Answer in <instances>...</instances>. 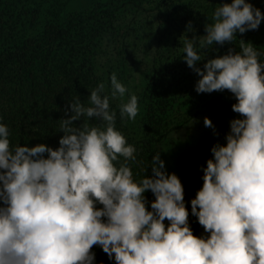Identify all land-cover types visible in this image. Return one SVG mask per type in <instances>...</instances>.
<instances>
[{"label": "clouds", "instance_id": "9594fccd", "mask_svg": "<svg viewBox=\"0 0 264 264\" xmlns=\"http://www.w3.org/2000/svg\"><path fill=\"white\" fill-rule=\"evenodd\" d=\"M212 20L206 35L184 39L183 59L201 77L195 91H229L237 101L232 111L242 118L230 121L226 144H214L201 166L191 215L207 235L193 234L182 182L164 170L159 153L153 175L134 179L137 149L116 129L110 107L128 89L113 73L110 94L101 82L88 106L73 99L72 114L59 120L56 149L43 143L13 149L0 123V264H94L96 245L115 264H264V50L241 39L240 51L229 48L203 69L196 66L205 58L197 44L204 50L234 42L237 33L257 30L264 15L246 0H232ZM119 112L134 121L138 97L121 102ZM90 118L99 123L90 126ZM204 125L218 135L207 117Z\"/></svg>", "mask_w": 264, "mask_h": 264}, {"label": "rangeland", "instance_id": "374dc122", "mask_svg": "<svg viewBox=\"0 0 264 264\" xmlns=\"http://www.w3.org/2000/svg\"><path fill=\"white\" fill-rule=\"evenodd\" d=\"M194 1L219 3L224 0H183L177 24L183 30L182 23H186L185 18H188V11ZM246 2L250 3L252 0ZM156 3L157 0H0V57L10 48V40L20 44L29 41L26 47L17 45L14 48L24 49L26 55L32 53L30 60L34 64L31 67L38 71L35 88L26 81L21 86L12 82L6 83L4 87L0 84V123L9 128L10 147H34L41 143L53 149L59 147V139L63 136L57 121L59 111H54L47 105L50 104L48 95H40L42 84L48 83L50 75L55 81H69L65 85L68 89L71 85L80 86L83 93L75 97L78 96L88 106L90 91L99 83L103 82L105 94H110V78L115 73L128 89L123 101L119 98L110 101L118 112L121 102L126 103L132 94L137 96L142 92L151 77L163 25L162 19L157 15ZM53 23L63 28L61 35H64V41H57L49 46L43 42V38L47 28ZM17 63L13 62L15 71L18 69ZM75 74L78 75L77 78L74 77ZM74 79L76 82L73 83ZM86 79L94 82V88L86 85ZM60 95L62 94L58 89L55 90L54 100ZM19 97L23 100V108L18 104ZM71 102L68 101V105ZM9 103L12 108L9 105V109H5ZM138 107L136 119L132 121L124 117L119 130L140 146L144 144L142 140L145 138V131L142 130L144 110L141 102H138ZM18 113L23 116V124L26 122L27 126L17 128L12 124L11 121ZM71 114L69 107L64 119ZM205 117L212 121L218 135L214 134L212 128L205 127ZM235 118L242 117L232 111V105L227 107L220 104L208 112L194 116L156 145L154 155L159 153L160 159L165 162L164 170L175 173L182 182L189 224L196 236L207 235L198 219L191 215V200L203 185L201 166L206 167L207 160L212 158L211 148L214 144H226L225 136L230 131V121ZM43 119L55 122H42ZM93 121L94 118L88 121L90 126L96 124V120ZM76 122L79 126L83 121ZM152 158L147 163L143 155L137 157L140 163L132 164L134 179H140L136 171L144 166L148 169L147 176L153 175ZM154 199L149 190V203L146 205L148 210H151L150 204ZM97 207L103 206L97 204ZM168 223L165 220V224ZM100 249L104 252L101 247Z\"/></svg>", "mask_w": 264, "mask_h": 264}, {"label": "trees", "instance_id": "16d2710c", "mask_svg": "<svg viewBox=\"0 0 264 264\" xmlns=\"http://www.w3.org/2000/svg\"><path fill=\"white\" fill-rule=\"evenodd\" d=\"M198 2L200 1H194L192 3V8L187 14L188 18H185L186 23H182V27L185 30L181 27L179 28L180 25L177 26L178 21H180L178 16L183 8V0H157L156 3L157 15L163 22L162 30L158 39V47L155 52L151 77L142 92L137 94L139 96L138 102L142 103L144 110V118L142 119V130L145 131V138L142 140L144 144L141 143L143 145L139 146L133 143L131 138L125 136L127 142L136 147L137 157L143 155L147 163H150L156 151L157 143L172 131L179 129L191 120V118L200 113L208 112L220 104H225L228 107L237 102L233 94L227 90L200 94L195 91L196 82L201 77L193 69L189 68L183 59L185 55L183 53L184 39L197 37L198 40L200 36L206 35L205 25L214 23L212 16L215 9L219 5L222 6L225 3H232V0H224L219 3ZM250 3L253 7L260 9L262 15H264V0H252ZM189 22L192 25L191 31L187 29ZM63 32L62 27L53 23L47 28L43 42L49 46H53L57 41H64V35H61ZM241 39L246 43L251 42L257 48L264 50V20L261 21L257 30H249L244 34L237 33L234 42L225 43L224 45H219L214 42L210 48L204 50L199 49L197 44L198 54L205 58L197 62L196 66L203 69V65L208 59L227 54L229 48H232L236 52L240 51L238 44ZM28 43L29 41H24L20 44L18 41L10 40V48L0 57V84L2 87L10 82L17 83L18 86H21L26 81L32 84L31 87L35 88V83H37L35 82V76L38 71L31 67L34 64V61L30 60L32 53L26 55L24 49H19V47L14 48L17 45L26 47ZM13 62H18V69L16 71L14 70ZM74 77L77 78L78 75L75 74ZM52 78V75H50L49 79L51 81L48 79L47 84L43 82L40 95H48L47 100L50 104L47 105H50L52 110L55 111L57 109L59 111V119L57 120L59 123V120L66 115V109H69L70 105H68V101H73L75 95L81 92L83 93V89L78 85H71L70 89H68L65 85L69 81L65 83L62 79L55 81ZM86 81L87 86L94 88V82H91L89 79H86ZM74 82H76L75 79L73 80ZM57 89L62 95L57 100H54L55 90ZM0 93L2 92L0 91ZM17 100L20 108H23L22 98L19 97ZM9 105L10 103L6 105L5 109H9ZM110 107L116 111V129L119 130L123 119L120 116V112L112 106L111 102ZM22 120L23 116L18 113L17 117H14L11 122L17 128L27 126V123L25 122L24 125ZM95 120L96 124L99 123L96 118H94L93 122ZM42 122L55 121L43 119ZM74 125L77 126L76 121ZM119 131L121 132V130ZM120 159L122 160L123 158ZM145 168L147 166L138 168L136 171L139 178L148 175V169L144 172ZM144 195L148 200L149 191L144 193ZM92 252L95 253L94 264H115L114 260H110L98 245L93 246Z\"/></svg>", "mask_w": 264, "mask_h": 264}]
</instances>
